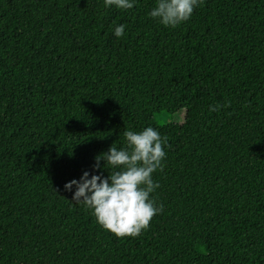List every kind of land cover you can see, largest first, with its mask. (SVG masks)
Listing matches in <instances>:
<instances>
[{"label": "trees", "instance_id": "obj_1", "mask_svg": "<svg viewBox=\"0 0 264 264\" xmlns=\"http://www.w3.org/2000/svg\"><path fill=\"white\" fill-rule=\"evenodd\" d=\"M155 4L0 0V264H264V0H204L175 28ZM148 126L163 212L117 238L64 186Z\"/></svg>", "mask_w": 264, "mask_h": 264}, {"label": "clouds", "instance_id": "obj_2", "mask_svg": "<svg viewBox=\"0 0 264 264\" xmlns=\"http://www.w3.org/2000/svg\"><path fill=\"white\" fill-rule=\"evenodd\" d=\"M204 0H156L149 15L165 27L175 28L191 18L196 7ZM105 7L114 6L121 10H131L135 0H104ZM125 25L115 27L117 38L124 36ZM225 105L210 106V111H219ZM125 146L118 149L113 144L107 152L99 154L94 169L106 167L107 177L85 171L79 180L73 179L65 184L71 191L75 186L72 200L82 203L91 211L96 222L104 230L117 238L138 237L150 227L155 215L163 212V204L157 206L151 197L158 187L152 174L162 170L166 157L164 149L167 138L158 130L148 126L137 132L126 130L123 133ZM105 164L101 166L100 160Z\"/></svg>", "mask_w": 264, "mask_h": 264}, {"label": "rangeland", "instance_id": "obj_3", "mask_svg": "<svg viewBox=\"0 0 264 264\" xmlns=\"http://www.w3.org/2000/svg\"><path fill=\"white\" fill-rule=\"evenodd\" d=\"M183 117V111L177 112L172 116H163L162 122L167 124L170 133H177L178 124L181 123ZM217 160V154L212 153L204 157V162L207 167L213 168Z\"/></svg>", "mask_w": 264, "mask_h": 264}]
</instances>
